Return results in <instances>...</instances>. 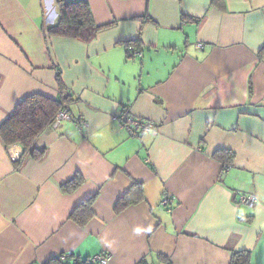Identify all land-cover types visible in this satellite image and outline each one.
Returning a JSON list of instances; mask_svg holds the SVG:
<instances>
[{
  "label": "crops",
  "instance_id": "1",
  "mask_svg": "<svg viewBox=\"0 0 264 264\" xmlns=\"http://www.w3.org/2000/svg\"><path fill=\"white\" fill-rule=\"evenodd\" d=\"M87 1L110 24L90 44L47 36L55 0H0V126L29 95L60 98L59 81L71 98L41 160L17 168L22 147L0 136V264H264V0ZM124 108L157 130L119 131Z\"/></svg>",
  "mask_w": 264,
  "mask_h": 264
},
{
  "label": "trees",
  "instance_id": "2",
  "mask_svg": "<svg viewBox=\"0 0 264 264\" xmlns=\"http://www.w3.org/2000/svg\"><path fill=\"white\" fill-rule=\"evenodd\" d=\"M59 12L58 22L46 30L48 37H66L79 39L86 44L92 43L99 33L109 25H98L93 17V13L87 0L71 1L55 0ZM217 6H222L224 0H212ZM61 97L51 99L42 94H32L24 98L15 108L9 118L0 126V136L7 147L19 145L23 149V154L15 166L20 168L26 157L34 161L41 160L46 151L36 147L38 138L53 126L58 112L71 102L70 95L66 94L62 83L59 81ZM226 167L231 164L233 155L229 152H219L216 155ZM83 182L80 176L75 177L66 183L62 189L64 192L76 190ZM137 184H135L136 186ZM131 191L122 198L116 211L120 212L129 206L133 201ZM95 196L81 203L73 213L71 218L80 226H86L94 217L92 209ZM46 264H99L91 258L74 259L67 262L62 258H54ZM232 264H250V253L246 251L233 255Z\"/></svg>",
  "mask_w": 264,
  "mask_h": 264
},
{
  "label": "built area",
  "instance_id": "3",
  "mask_svg": "<svg viewBox=\"0 0 264 264\" xmlns=\"http://www.w3.org/2000/svg\"><path fill=\"white\" fill-rule=\"evenodd\" d=\"M68 119H70V110L68 106H65L58 112L53 125L57 126L61 121ZM116 122L119 131L126 132L131 137H138L145 133L155 132L157 130V125L154 122L134 117L128 108L122 109L117 114ZM12 159L15 160V157H12ZM255 201V195H245L241 196L239 199L240 204L248 206H252ZM169 203L170 198H164L163 204L167 206ZM111 258L112 255L106 253L95 257L93 260L100 264H108Z\"/></svg>",
  "mask_w": 264,
  "mask_h": 264
}]
</instances>
